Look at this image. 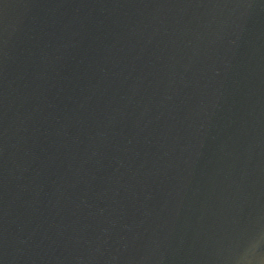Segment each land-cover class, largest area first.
Returning a JSON list of instances; mask_svg holds the SVG:
<instances>
[{
  "label": "water",
  "instance_id": "95a60500",
  "mask_svg": "<svg viewBox=\"0 0 264 264\" xmlns=\"http://www.w3.org/2000/svg\"><path fill=\"white\" fill-rule=\"evenodd\" d=\"M0 264H264V0H0Z\"/></svg>",
  "mask_w": 264,
  "mask_h": 264
}]
</instances>
